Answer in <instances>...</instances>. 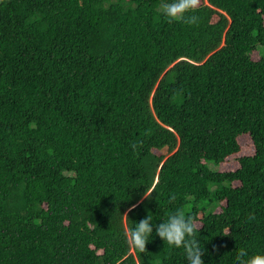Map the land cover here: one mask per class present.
<instances>
[{
	"label": "trees",
	"instance_id": "obj_1",
	"mask_svg": "<svg viewBox=\"0 0 264 264\" xmlns=\"http://www.w3.org/2000/svg\"><path fill=\"white\" fill-rule=\"evenodd\" d=\"M160 4L0 0V264H188L155 231L188 204L204 264L264 254V0Z\"/></svg>",
	"mask_w": 264,
	"mask_h": 264
},
{
	"label": "clouds",
	"instance_id": "obj_2",
	"mask_svg": "<svg viewBox=\"0 0 264 264\" xmlns=\"http://www.w3.org/2000/svg\"><path fill=\"white\" fill-rule=\"evenodd\" d=\"M201 0H161L160 10L169 22H182L186 25H197L199 17L189 15L194 13L200 6ZM175 200V197H172ZM135 207V206H133ZM131 211V209H130ZM250 216V219H254ZM200 224L196 217L186 215L182 208H178L170 214L166 221L155 225L157 235L169 246L182 248L186 255L188 264H204V251L200 246L196 233ZM153 233L152 216L148 215L139 221L135 228L126 232L127 243L130 247L146 251V245ZM237 264H264V254L249 256L246 249L241 248L236 256Z\"/></svg>",
	"mask_w": 264,
	"mask_h": 264
},
{
	"label": "rangeland",
	"instance_id": "obj_3",
	"mask_svg": "<svg viewBox=\"0 0 264 264\" xmlns=\"http://www.w3.org/2000/svg\"><path fill=\"white\" fill-rule=\"evenodd\" d=\"M254 58H259V54L258 52H255L253 54ZM239 141L241 143L242 146V151L234 156H231L230 158H228L221 166L220 169L224 170V171H228V170H235L238 166H239V156H243V155H252L254 154L255 148H254V144L252 142V139L249 135H243L239 138ZM209 165L213 168L216 169V166L213 163H209ZM212 199H214V197H212ZM217 201L214 199V201H209V200H204V201H200L197 205L198 208H204L206 214H210L215 208H216V204ZM193 208L192 204H188L187 206H185L184 211L185 213L189 212L191 209Z\"/></svg>",
	"mask_w": 264,
	"mask_h": 264
}]
</instances>
